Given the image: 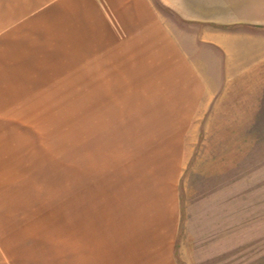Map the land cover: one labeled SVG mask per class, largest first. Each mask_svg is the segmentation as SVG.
Returning a JSON list of instances; mask_svg holds the SVG:
<instances>
[{
    "label": "rangeland",
    "instance_id": "374dc122",
    "mask_svg": "<svg viewBox=\"0 0 264 264\" xmlns=\"http://www.w3.org/2000/svg\"><path fill=\"white\" fill-rule=\"evenodd\" d=\"M152 1L0 0V264H264V0Z\"/></svg>",
    "mask_w": 264,
    "mask_h": 264
},
{
    "label": "crops",
    "instance_id": "0c3cea01",
    "mask_svg": "<svg viewBox=\"0 0 264 264\" xmlns=\"http://www.w3.org/2000/svg\"><path fill=\"white\" fill-rule=\"evenodd\" d=\"M100 7L99 13H111L117 15V21L119 29H130V30H152L158 31V36L162 39L168 40V30L173 27L177 29V21L174 18L177 17L180 22L184 19L178 14L176 9L169 7L167 3H164L162 7L157 6L152 0H99ZM116 21V22H117ZM171 24V26L169 24ZM175 24V25H174ZM163 31V32H162ZM167 33V34H166ZM166 35V36H165ZM212 47H219L221 43L218 41H211ZM226 54V53H225ZM221 61H224V68H219V73H208L205 74L201 71H193L192 76L184 80V85L194 86L195 92L198 87L207 86V91L211 96L208 102L212 103L217 98L218 94L223 91L228 92L229 84L241 85L242 79L237 80V76L231 75V71L227 69V57H224ZM235 71V70H234ZM223 92V93H224ZM212 95L214 97L212 98Z\"/></svg>",
    "mask_w": 264,
    "mask_h": 264
}]
</instances>
